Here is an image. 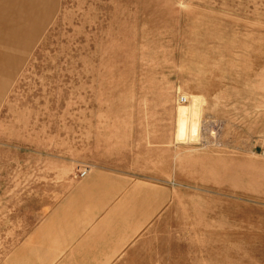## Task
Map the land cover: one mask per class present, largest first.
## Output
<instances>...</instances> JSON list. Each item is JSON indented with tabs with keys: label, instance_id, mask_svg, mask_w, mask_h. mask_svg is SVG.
I'll return each mask as SVG.
<instances>
[{
	"label": "rangeland",
	"instance_id": "obj_1",
	"mask_svg": "<svg viewBox=\"0 0 264 264\" xmlns=\"http://www.w3.org/2000/svg\"><path fill=\"white\" fill-rule=\"evenodd\" d=\"M95 171L166 193L112 264H264V0H0V264Z\"/></svg>",
	"mask_w": 264,
	"mask_h": 264
},
{
	"label": "crops",
	"instance_id": "obj_2",
	"mask_svg": "<svg viewBox=\"0 0 264 264\" xmlns=\"http://www.w3.org/2000/svg\"><path fill=\"white\" fill-rule=\"evenodd\" d=\"M164 199L155 182L95 171L50 203L1 264H112Z\"/></svg>",
	"mask_w": 264,
	"mask_h": 264
},
{
	"label": "built area",
	"instance_id": "obj_3",
	"mask_svg": "<svg viewBox=\"0 0 264 264\" xmlns=\"http://www.w3.org/2000/svg\"><path fill=\"white\" fill-rule=\"evenodd\" d=\"M180 101H185V97H183V96H181L180 98ZM85 173V171L84 170H82L81 172H80V175H83Z\"/></svg>",
	"mask_w": 264,
	"mask_h": 264
}]
</instances>
